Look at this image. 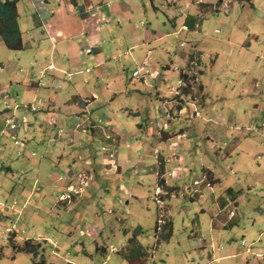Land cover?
<instances>
[{"label": "crops", "instance_id": "0c3cea01", "mask_svg": "<svg viewBox=\"0 0 264 264\" xmlns=\"http://www.w3.org/2000/svg\"><path fill=\"white\" fill-rule=\"evenodd\" d=\"M3 1L6 0H0ZM9 1L16 3L23 48L8 49L0 36V176L3 173L17 175L18 172L21 175L13 186L1 177V214L8 215L15 223L33 222L29 212H36L35 197L40 199L39 192L49 194L56 189L64 193L67 183L59 181L53 171L61 170L62 166L68 167L66 171L62 169L64 176L70 177L75 186L79 183L77 176L82 174L90 176L92 182L74 203L61 208L78 207L79 215L85 211L93 214L87 206L90 200H95L91 186L99 181L96 178L100 171V153L97 156L95 153L98 161L94 163L86 155L88 146L102 139L104 152L122 149L121 157L109 165L101 159L106 175L121 178L126 163H130L133 175H145L154 198V194L159 193L156 191L165 196L161 203L169 206V216L170 202L179 194L189 193L187 198L191 204L204 202V196H210L212 206L218 209L211 218V230L227 228L234 218L228 217L231 209L226 210L227 203L232 200L237 207L240 198L232 196L224 200L223 195L217 194L220 191L229 193L231 187L225 186L228 176L219 169L216 160L231 162L229 159L237 154L242 143L239 126L217 113L208 116L204 105H200L206 94L200 76L198 91L190 87L184 93L181 74H185L186 66L194 62L199 38L203 37L197 32L201 28V16L207 12H221L226 4L233 9L236 5L241 9L246 6L254 9L253 0ZM256 14L264 19L260 11L256 10ZM183 26L188 30L182 29ZM247 35L257 40V35ZM168 37H184L179 47L188 50L182 55L184 65L176 70V83L170 82L174 77L171 74L174 73L171 71L173 61L167 64L168 60L151 58L153 50L170 43L166 40ZM241 47L251 48L250 41H244ZM258 47L257 62L264 53V49ZM132 69L130 76L128 72ZM136 71L143 75L139 80L133 79ZM199 73L202 74L201 70ZM256 75L259 80L264 78V62L256 67ZM259 94L264 96V85ZM253 105L257 111L258 105ZM101 122L103 126L98 124ZM10 124L15 128L11 129ZM172 124H176L174 130ZM252 124L246 120L243 130L251 131ZM198 126L205 130L196 137ZM60 131L63 132L61 136ZM229 133L232 145L227 151L217 149V138H228ZM11 141L24 144L22 151L28 156L27 159L23 154L14 156L19 158H15L14 166L6 150ZM32 143L40 144L41 153L35 155L25 150ZM137 147L141 148V153L137 151L136 154L139 159L135 160L127 151L130 157L126 160L124 151ZM29 158L33 165L27 166ZM109 158L112 159L113 154H109ZM147 158L154 161L148 164ZM187 159L196 160L200 177L191 178L192 171L181 167ZM230 171L233 172L232 167ZM158 175L164 181L163 188L157 185ZM139 185L142 186L138 184L132 188L131 195L138 201L143 195L137 193ZM103 186L104 189L98 184V189L107 193L113 189L108 183ZM117 188L119 193L127 192L122 181ZM221 210L227 211L226 218H221ZM168 221L173 231L172 219ZM223 258L225 256L214 257L216 261ZM214 259L212 257V261Z\"/></svg>", "mask_w": 264, "mask_h": 264}, {"label": "rangeland", "instance_id": "374dc122", "mask_svg": "<svg viewBox=\"0 0 264 264\" xmlns=\"http://www.w3.org/2000/svg\"><path fill=\"white\" fill-rule=\"evenodd\" d=\"M225 1L229 2V0ZM252 2L254 9L251 6L241 9L239 5L233 9L226 4L221 12H207L202 15L201 28L197 32L203 37H198L200 44L198 51L195 52L194 62L184 69L186 76L193 79L189 83L193 90L198 91L200 76L206 94L203 101L199 92L197 97L201 101L200 105H204L208 116L217 113L235 121L239 126L238 132L242 143L237 154L229 159L232 163L216 160L219 169L228 176L225 186L231 187L229 193H225L222 189L223 193L220 191L217 194L223 195L224 200L232 196L240 198V205L237 207H234L236 203L234 205L232 200L227 203L226 210L231 209L234 213L231 224L227 228L212 231L211 218L218 212L217 207L212 206L213 198L204 196V202L191 204L187 198L189 193L186 192L179 194L170 202L172 205L170 218L169 206L161 203V198L165 196L161 191H156L159 193L154 194V198L153 190L148 188L149 183L145 175H133L130 163H126V171L121 178L118 175L104 173L106 167L102 165L101 159L109 165L111 161L121 157L122 149L117 148L116 152L113 150L104 152L101 150L102 139H100V143L88 146L89 151L86 155L89 161L94 163L98 161L95 159V153L96 156L100 153V171L97 172L96 178L99 181L91 186L93 195L96 194L95 200H90L87 206L93 214L85 211L84 214L79 215L78 207L61 208L74 203L76 198L84 194L90 181L92 182V178L84 174L78 175L77 179L79 185L84 179L85 185H80V193L72 195L70 199H60L66 189L61 194L56 189L49 194L39 192L40 199L35 197V201L38 202L36 212L34 214L29 212L34 218L33 222L25 220L15 223L8 215H2L0 210V264H32L33 261L40 260H45L48 264H264V96L259 94V90L264 85V78L259 80L260 77L256 75V67L264 62V53L262 59L258 62L256 60V46H260L261 50L264 49V19H260L256 10L264 16V0ZM248 33L257 35V40L252 37L249 39ZM229 35H232V38L228 42ZM183 39L184 37L177 39L168 37L166 39L170 42L168 45L152 51L151 58L157 56L164 62L168 60L167 64L169 60L173 61L171 71L174 73L171 74L174 77L170 78V82H177L176 70L184 65L182 55L184 56L188 50L187 47H179ZM246 40L251 43L249 49L241 47ZM200 61L201 66H199ZM200 70L201 75H199ZM132 71L133 69L128 75L131 76ZM142 76L133 79L139 80ZM256 79L259 83H256ZM258 84L261 86L259 87ZM185 86L186 84L183 87ZM244 87L246 89L242 90ZM253 104L258 105L257 111ZM246 120L253 122V128L248 132L243 130V123ZM94 121L98 122L97 119ZM98 124L103 126V122ZM209 126L206 128L208 129ZM175 127L176 124H172L171 129L174 130ZM195 129L197 132L194 134L198 137L205 127L201 129L198 126ZM230 135L229 133L228 138L219 136L216 140V148L227 151L233 142ZM90 140L89 136L88 141ZM23 145L13 141L8 144L6 150L12 166L17 162L16 159H19L14 157L17 154H23L27 159L28 156L22 151ZM39 146L40 144L32 143L26 146L25 150L36 155L41 153ZM127 151L135 160L139 159L136 154L137 151L141 153L140 147L125 150L126 160L130 157ZM109 154H113L112 159L109 158ZM30 161L33 160L29 158L27 166L29 163L33 165ZM153 161L152 158L146 159L148 164ZM157 162L159 165V159ZM195 163L196 160L187 159L185 165L181 166L192 171L189 173L192 174L191 178L200 177L198 173L201 174ZM63 168L66 171L68 167L62 166L61 170L54 169L55 175L59 176V181L72 183L70 177L64 176ZM111 168L113 170L114 167ZM18 173V176L3 173L5 182H11L13 186V182L20 178L21 172ZM3 176H0V179ZM122 178L123 180H120ZM143 179L145 182H142ZM159 180L158 175L157 181ZM120 181L127 192H118ZM106 183L113 187L108 193L103 190V185ZM98 184L103 189L99 190ZM138 184L143 186L139 185L141 188H137L139 189L137 193L143 194L140 201L131 198L132 188H136L135 185ZM201 210H205V213ZM229 213L228 217H230ZM226 214L227 211L221 210V218H226ZM171 219L172 237L163 242L161 228ZM137 227L141 228L142 233L136 238V245L142 249L144 256L130 260L128 240ZM25 241L39 246L35 257L13 248V246L22 247ZM242 241L245 242L244 245ZM219 256L225 258L216 261L214 257Z\"/></svg>", "mask_w": 264, "mask_h": 264}, {"label": "trees", "instance_id": "16d2710c", "mask_svg": "<svg viewBox=\"0 0 264 264\" xmlns=\"http://www.w3.org/2000/svg\"><path fill=\"white\" fill-rule=\"evenodd\" d=\"M0 36L5 44V46L12 50L18 51L23 48L22 46V38L21 31L18 27V13L16 9L15 1H3L0 2ZM181 78L183 82L186 84L185 87L182 88V92L187 93L190 88V81L192 80L190 77H187L186 74H181ZM159 187H164V181L161 179L158 182ZM161 240L163 242L168 241L172 235V224L170 221H167L163 224L162 228ZM142 233L141 228L137 227L131 238H129L128 242L130 244L129 259H138L144 256V252L136 245V238L138 235ZM13 248L18 252H25L28 254H32L34 257L37 254L38 245L32 244L30 241H25L23 246L18 248L13 246ZM32 264H48L45 260L33 261ZM70 264V263H69Z\"/></svg>", "mask_w": 264, "mask_h": 264}, {"label": "built area", "instance_id": "2783aa9c", "mask_svg": "<svg viewBox=\"0 0 264 264\" xmlns=\"http://www.w3.org/2000/svg\"><path fill=\"white\" fill-rule=\"evenodd\" d=\"M195 28H198V24L195 25ZM182 29H184V30H188L187 26H183ZM133 76H134V77L139 76V71L134 72V73H133ZM9 127H10L11 129L15 128V126H14L13 124H10ZM82 132H85V130H82ZM59 135H60V136L63 135V132L60 131V132H59ZM69 141L72 142L73 140H72L71 138H69ZM79 178H80V176H79ZM59 179H60V180H63V179H66V178H59ZM83 180H84V179H83ZM83 180H82V182H80V185H85V182H84ZM70 181H72L71 178H70ZM194 184L196 185L197 182H194ZM80 185L78 184V186H75L73 182H72V183H69V182H68V184L66 185V188H65V189H66V192H65L64 194L61 195L60 199H62V200L70 199V197H71L72 195H75V194L80 193V191H81V186H80ZM229 214H230V215H229L230 217L234 216L233 211H230ZM241 243H242L243 245L245 244L244 241H242Z\"/></svg>", "mask_w": 264, "mask_h": 264}, {"label": "clouds", "instance_id": "9594fccd", "mask_svg": "<svg viewBox=\"0 0 264 264\" xmlns=\"http://www.w3.org/2000/svg\"><path fill=\"white\" fill-rule=\"evenodd\" d=\"M233 217V216H232Z\"/></svg>", "mask_w": 264, "mask_h": 264}]
</instances>
